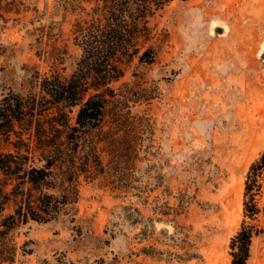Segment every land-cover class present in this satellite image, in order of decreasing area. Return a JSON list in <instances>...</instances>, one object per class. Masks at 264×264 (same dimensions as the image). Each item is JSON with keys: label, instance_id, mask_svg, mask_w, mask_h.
I'll list each match as a JSON object with an SVG mask.
<instances>
[{"label": "rangeland", "instance_id": "1", "mask_svg": "<svg viewBox=\"0 0 264 264\" xmlns=\"http://www.w3.org/2000/svg\"><path fill=\"white\" fill-rule=\"evenodd\" d=\"M74 17L55 0H0V97L26 92L31 67L48 71L57 47L60 73L74 69ZM155 22L166 38L157 61L139 69L156 97L133 108L150 114L154 146L129 170L133 184L151 182L147 198L83 183L76 220L17 227L21 250L2 264L61 250L75 264L229 263L244 177L264 149V0H173ZM248 264H264V233L253 237Z\"/></svg>", "mask_w": 264, "mask_h": 264}, {"label": "trees", "instance_id": "2", "mask_svg": "<svg viewBox=\"0 0 264 264\" xmlns=\"http://www.w3.org/2000/svg\"><path fill=\"white\" fill-rule=\"evenodd\" d=\"M172 1L55 0L56 11L75 15L73 42L81 52L63 75L64 51L57 47L48 55V71L31 67L26 92L8 89L0 97V264L21 250L12 237L17 227L74 222L83 183L99 179L113 191L133 187L147 198L151 182L133 184L129 170L149 159L155 127L148 112L133 108L156 97L157 84L139 68L157 61L167 32L155 19ZM263 233L264 149L244 177L228 264H248L252 239ZM36 264L75 262L61 250Z\"/></svg>", "mask_w": 264, "mask_h": 264}, {"label": "water", "instance_id": "3", "mask_svg": "<svg viewBox=\"0 0 264 264\" xmlns=\"http://www.w3.org/2000/svg\"><path fill=\"white\" fill-rule=\"evenodd\" d=\"M162 232H163V233H166V232H167V230H166V229H163V230H162Z\"/></svg>", "mask_w": 264, "mask_h": 264}]
</instances>
